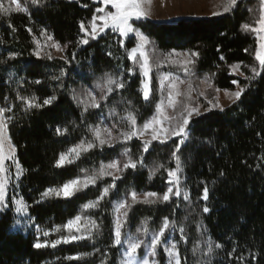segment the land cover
Listing matches in <instances>:
<instances>
[{
	"label": "trees",
	"instance_id": "obj_1",
	"mask_svg": "<svg viewBox=\"0 0 264 264\" xmlns=\"http://www.w3.org/2000/svg\"><path fill=\"white\" fill-rule=\"evenodd\" d=\"M2 2L7 7L10 0ZM20 2L26 12L0 14V108L11 109L5 113L6 118H12L7 121L8 136L24 169L19 193L29 218L20 219L12 206L0 213V264H102L105 260L120 264L127 237H138L150 245L165 217L175 222V228L170 227L161 238L155 258L158 264H168L165 243L176 245L181 264H264V71L247 79L253 75V67L259 69L257 40L242 27L245 23L256 26L261 4L240 0L228 13L207 19L170 24L133 22L160 54L198 53L195 63L189 65L192 81L210 78L221 91L235 90L233 81H237L245 89L233 105L191 120L187 141L176 153L181 188L188 199L183 194L169 201L133 203V191L138 197L148 192L162 196L167 191L168 170L176 169L173 152L179 143L177 139L155 142L145 152L140 140H125L122 135L132 131L129 112L142 125L155 115L158 103L155 94L148 101L143 98V79L128 58L135 42L123 44L108 32L87 44L80 43L84 39L80 22L88 27L100 7L93 0ZM53 43L63 48L61 57L55 54ZM234 65H239L243 78L232 73ZM105 74L124 87L113 85L111 93L102 90L98 85L104 83ZM89 93L99 108L88 106L85 110L91 104ZM102 95L106 99H101ZM53 96L56 99L50 105H43L44 99ZM20 97H35L43 106L28 108ZM97 129L110 144H99ZM81 142L95 146L80 150L78 157L72 154V163L57 167L60 154ZM125 149L130 150L127 155ZM129 157L137 161L136 168L120 171L119 179L105 175L70 198L51 195L42 199L48 188L74 179L83 182L98 175L101 165L112 161L124 164ZM155 169L158 171L152 175ZM113 184L115 187H110ZM106 187L109 192L96 207L83 208L96 201ZM205 187L207 200L203 199ZM121 202L130 203L127 217L122 216L127 221L122 228L124 241L113 247L115 207ZM205 207L208 212L203 211ZM77 215L82 218L81 230L70 233L63 225ZM89 221L99 227L91 228ZM145 221L147 233L137 232ZM86 228H91V235ZM45 231L48 236L43 235ZM70 234L82 238L55 248L33 246L37 240L50 242ZM138 252L144 256L145 247Z\"/></svg>",
	"mask_w": 264,
	"mask_h": 264
},
{
	"label": "snow or ice",
	"instance_id": "obj_2",
	"mask_svg": "<svg viewBox=\"0 0 264 264\" xmlns=\"http://www.w3.org/2000/svg\"><path fill=\"white\" fill-rule=\"evenodd\" d=\"M42 0H31V3L36 5L40 4ZM102 3L105 7H97L96 12L102 13V15H93L91 18V21L89 22L91 27V32L88 33L87 29L85 28V24L83 21L80 22V29L83 32H86L87 35H90L93 39L98 37L100 33H103L106 29H111L112 32H117L121 36H128L129 33L135 32L136 37L139 38V44L137 47L132 48L131 51L128 53V58L132 60H136L137 56L136 53L139 52L140 56L143 58V62L140 65L141 71L145 77H149V73L151 71V67L149 65V57L145 53L144 48L145 45L149 44L150 41L148 38L139 30L135 29L133 27V24L130 23V21L135 19H139L142 17H147L149 15V10L146 7L147 4L150 3V0H102ZM238 3V0H222V2L218 5V7L223 8L224 13H228L230 10L233 9V7ZM261 7H260V15L259 18L256 20V26H252L250 24L245 23L242 25L243 29L245 31H251L256 35L257 38V44L258 47L255 50V59L259 62V69L257 67H253L251 69V72L253 75L251 77H247V79H255L257 76H260L261 71H264V0H260ZM111 5L115 11L106 10L107 6ZM14 6V7H13ZM28 9L26 7L21 6L20 0H10L9 5L6 7L5 4L0 0V14L7 15L11 13L12 11H27ZM213 15H221L219 11L213 12ZM97 21H100L101 23H97ZM30 31V29H29ZM48 40H52L51 36L47 37ZM80 43L87 44V39H82ZM52 47L56 48L57 51H62V47L58 43H53ZM66 47V46H65ZM247 51V50H245ZM36 55H39V52L36 53ZM173 53L168 54V58L171 59L173 56ZM177 56L181 54H175ZM184 59L182 60H171L172 63H179L183 66V70L187 73L190 72L191 69L189 65H192L195 63L194 57L198 56V53L192 52L183 54ZM48 59H52L51 55L48 54ZM223 59V58H222ZM239 68V65L233 66V71H236ZM65 73L62 70L61 76H63ZM242 75V73H241ZM106 79L103 84L98 85L101 87V89L107 90V93H111L113 91V85L116 88H123L124 84L120 82L119 80L114 79L111 75L105 74ZM55 79H59L60 77H54ZM168 75H165L161 78V85H164V81L168 80ZM204 82H207V78ZM39 83V81H37ZM180 83H183V81H180ZM234 84H237V81H233ZM210 86V85H209ZM169 88L171 89L168 92V107L175 110L178 100L177 98L183 95L179 91L178 84L175 80H173ZM189 89H191V84L189 83ZM244 87H239L238 90L235 92L228 93L226 91V95L229 96V99L232 100L233 103H235L237 100L241 98V95L244 92ZM142 91L144 99L147 100L149 98V86L146 82L142 81ZM216 91H219V89H216ZM91 98V104L86 105L85 110H87V107H93V108H99L100 104L96 100L95 96H93L91 93L88 94ZM201 95H204L203 92H201ZM20 99L25 100L28 108H40L43 105H50L56 97H49L43 100V105L36 102V98L33 97L31 99L20 97ZM101 99H106V96L102 95ZM211 103V101H210ZM214 106L218 107V103ZM7 111H11L10 108H0V211L6 210L8 207V204L6 203V196H7V187H8V175L6 173L8 172V168L6 166V161L11 160L17 169V179H19L20 175L24 172V169L21 168L19 161L15 158L16 149L15 146L12 145L11 140L8 136V123L7 121L11 120V117H5V113ZM199 109L194 107H188L187 105L184 106V111L181 112V118L175 126H169L164 127V121L168 120L171 121L174 119L173 117L164 115V108H163V101L160 105L157 106V115L153 116L151 120L147 121L143 125V130L140 131V135H144L147 130L151 129V136L153 140L161 139L163 137V140H166L170 137H180L179 143L176 145V149L173 152V156L176 159V169L174 170H168V176L170 177L169 183L175 184L176 191L173 193V188L169 187L167 191L162 195L158 196L157 193L154 192H148L144 194L143 202L144 203H155L157 200L162 201H169L172 194L176 196L181 195L179 185V177L177 173L181 171L180 168V159L179 156H177V152L180 150V146L185 143V141L188 138V126L190 124V118L192 117L193 113H198ZM186 113V114H185ZM127 120L130 122V124L133 126V130L128 133H122L125 140L131 139L132 136L137 135V131L135 130V116L129 112L127 116ZM158 126V127H157ZM66 131V130H65ZM105 132H108L110 135V132L105 129ZM61 130L57 128V133H60ZM95 136L96 139L99 141V144L103 146L104 144L108 143L110 144L109 140H106L101 137L100 130H95ZM161 140V142H163ZM151 141L146 140L143 145V151L147 152L148 147L150 145ZM7 145V150H6ZM95 145L93 143H88L86 146L84 142H81L80 145H77L76 147L69 150L67 153H61L59 156V159L56 161L57 167H62L63 165L67 163H72V154H75L76 157L79 156L80 150L87 151L88 149H91ZM130 150L125 149V155L128 154ZM142 162V161H141ZM137 161H134L131 159V157L128 158L127 162L123 164V167L121 168L118 161H112L111 163L107 165H101V168L99 170L98 175H94L91 177H88L85 181L81 182L78 179L70 180L64 184H62L58 188H48L44 193H42V199L51 195H55L57 197H64V198H70L72 197L76 192L80 191L82 188H86L89 184H95L96 179L99 177L108 175L113 176L114 179H119V176H116L115 172H120L128 168H136ZM162 167V166H161ZM155 171H158V169H155L152 171V175L155 174ZM110 187H115V184L111 185ZM109 192V187H106L103 189V192L101 193L100 197L96 201H90L83 205L84 209L96 207L99 203V200L103 199L104 196H106ZM132 202L136 203L138 202V196L136 192L131 193ZM155 198V199H150ZM208 198V189L207 187L204 188L203 191V199L207 200ZM184 199H188V194L184 193ZM15 203V212L21 213L23 211H26V206L23 203L22 200H14ZM130 207V205H127L126 202H121L115 207V211L119 214L117 215L116 221H115V228H114V240H113V247L120 246L122 241V228L124 227V224L127 222L126 219L122 220L121 216L127 217V208ZM121 209H124V211L121 213ZM204 212H208L209 209L205 207L203 209ZM81 216L77 215L74 219H70L67 224L63 225L64 228H67L69 232L71 233L72 229H75L77 232L81 230ZM19 223V221H17ZM89 224L91 225V228H98L99 226L96 224L95 221H89ZM147 222L145 221V226L142 229H137V232L143 231L144 233H147L148 229L146 227ZM170 227L175 228V222L170 221L168 217H165L163 219V223L159 228L158 232H155L152 236L151 242H150V248L151 252L147 253L146 255L142 256L141 258H137L138 251L141 249L143 241H141L138 237H133L129 235L127 237V248L124 250L122 254V260L120 261V264H158V261L156 260H149L147 257L155 256L156 255V248L158 245L163 243L162 237H164L166 230H168ZM91 228H86L87 231H89V235H91ZM56 231H60L59 228L55 229ZM183 228H180V232L183 233ZM44 236H48L49 233L47 231L43 232ZM81 236L78 235H68V236H61L59 239L53 240V241H44L43 243L37 242L33 245L35 248L40 249L43 247L51 246L55 248L60 243H69L73 240H79L81 239ZM217 248L221 247V245L217 244ZM164 251L169 256V264H172L174 261V264H181V258L179 255L178 250L176 249V245L172 244L170 247H165ZM195 251V249L193 250ZM212 252V244L211 242H208V253ZM69 259H79V257H69ZM102 264H107V261H102Z\"/></svg>",
	"mask_w": 264,
	"mask_h": 264
},
{
	"label": "rangeland",
	"instance_id": "obj_3",
	"mask_svg": "<svg viewBox=\"0 0 264 264\" xmlns=\"http://www.w3.org/2000/svg\"><path fill=\"white\" fill-rule=\"evenodd\" d=\"M67 1H77V0H67ZM93 1L95 4L100 5V7H105L102 3V0H93ZM239 1L240 0H238V2ZM257 1L260 3V0H257ZM221 2H222V0H150V3L146 5V7L149 10V15L147 17H142L139 19L133 18V20L130 21V23L133 24V22H135V21H151V22L158 23V24H170V23L178 22L180 20L207 19V18H211L214 16H219V15H213V12L219 11L221 13V15L224 14L223 8L218 7V5ZM106 10L115 11V9H113L111 7V5H108ZM96 15H102V13H97ZM97 23L99 24L101 22L97 21ZM86 29H87L88 33L91 32L90 24L88 27H86ZM108 32H111V34H113L114 37H119L122 40L123 44H125L129 40H133L135 42V44H136L135 47H137V45L139 44V38L136 37L135 32L129 33L128 36L124 37V36H121L117 32H112L111 29H106L103 33H100V35L98 37H96L95 39H93L90 35H87L86 32H83V36H84V39H87L89 42L91 40H96V39H99L100 37H103ZM254 36L256 38L255 34H254ZM256 40H257V38H256ZM257 47H258V44H257ZM52 48L54 49V52L57 56H59V57L62 56L63 50L57 51L56 48H54V47H52ZM144 51L149 57V65L151 67L149 77H145L141 71L140 65L143 62V58L140 56L139 52L136 53V56H137L136 60H132V59H129V60L134 65L135 69L138 70L143 81L146 82L149 86V89H150L149 98L147 100H145V99L144 100L148 101L151 98V96L153 94H155V96L158 99L157 106L160 105L161 102L163 101L164 115L174 118L171 121L165 120L164 124H163L164 127L175 126L177 121H179L181 118V112L184 111L185 105H187L188 107H194V108L199 109L198 113H193L192 117L190 118V122H191V120L198 118V117H201V116H203V115H205L211 111L222 110V109H225V108L234 104L232 102V100L229 99V96L225 94L226 91H221V90L216 91V88L214 87L210 78H207V82H204L206 78L199 79L198 81H192L190 78H188L190 73L189 72L186 73L183 70V66L181 64L171 62V60L179 61V60L184 59L183 54H185V53L172 52L174 55L171 57V59H169L168 54L163 55V54H160L159 52H157L155 47L152 45L151 42L149 44L145 45ZM177 53L181 54V55H179V56L175 55ZM232 73L237 77L243 78L239 68L236 71H233V69H232ZM165 75H168L169 78H168V80L164 81V85L162 86L160 81H161V78ZM154 80L156 81L155 85H154ZM173 80H175L177 82L179 91L181 93H183V95H181L180 97L177 98L178 103H177L175 110L168 107V92L171 90L169 88V85ZM180 81H183V83H180ZM189 83L191 84V89H189ZM238 86L239 85L236 84L235 90L227 91V92L231 93V92L237 91ZM201 92H203L204 95H201ZM142 94H143V91H142ZM143 98H144V96H143ZM210 101H211V103H210ZM217 103L219 106L218 107L214 106ZM157 106H156V113L154 116L157 115ZM144 124L140 125L136 121V124L134 127H135V130L137 131V135L132 136L131 139H134V138L138 139L143 144L146 140H149V141H151L149 147L155 142L167 143L168 141H170L172 139L180 140V137H175V136L170 137L166 140H163V137H161V139L153 140L152 136H151V129L147 130V132L144 135H140V131L143 130ZM131 130H133L132 125H131ZM188 134H189V132H188ZM161 140H163V142H161ZM6 150H7V145H6ZM15 158H16V155H15ZM119 165L121 168L123 167L122 162H119ZM6 166L8 168V172L6 173V175H8V177H9L8 187H7V196H6V203L8 204L7 209L10 206H12L14 208V211H15L16 206H15L14 200H22L26 206V211H23L21 213H16V212L15 213L20 219H28L29 218V212H28L27 204L22 199V197L20 196V193H19L20 182H21L23 173H22V175H20L19 179H17V176H16L17 169L15 167V164L11 160H8V161H6ZM113 171H114L116 176L120 175V172H115V170H113ZM177 175L179 177L178 187L180 188V191H181L180 196H182L184 194V191L181 188V182H182L181 171H179L177 173ZM169 179H170V177H169ZM169 187H172L173 193H175L177 186L175 184L169 183ZM180 196H176V195L172 194L170 199L173 197L178 198ZM143 198H144V196L138 197V201L143 202ZM127 205H130V203H127ZM3 211H5V210H3ZM3 211H0V213ZM123 211H124V209H121V213ZM117 215H119V214L116 212V217H117ZM121 219L123 220L122 216H121ZM150 236L151 235L148 233L147 237H150ZM122 241H124L123 237H122ZM167 245H168V243H165L164 247H168ZM171 245H169V247ZM142 246L145 247V254L144 255L151 252L150 245H147L145 242H143ZM156 250H157V248H156ZM141 257L142 256H140V253L138 252L137 258L139 259ZM147 258L149 260H153V259L155 260L156 255L154 257L149 255ZM166 258H167V261L169 264L170 258H169L167 253H166ZM172 264H174V261L172 262Z\"/></svg>",
	"mask_w": 264,
	"mask_h": 264
}]
</instances>
